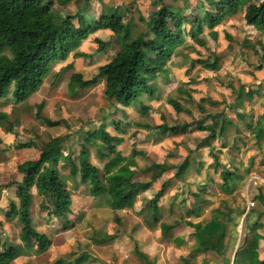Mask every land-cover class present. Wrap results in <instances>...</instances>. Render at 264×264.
<instances>
[{
    "label": "clouds",
    "instance_id": "obj_1",
    "mask_svg": "<svg viewBox=\"0 0 264 264\" xmlns=\"http://www.w3.org/2000/svg\"><path fill=\"white\" fill-rule=\"evenodd\" d=\"M0 264H264V0H0Z\"/></svg>",
    "mask_w": 264,
    "mask_h": 264
}]
</instances>
